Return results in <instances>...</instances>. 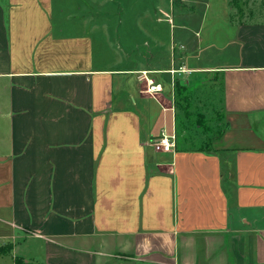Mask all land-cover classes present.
<instances>
[{"label": "crops", "instance_id": "obj_1", "mask_svg": "<svg viewBox=\"0 0 264 264\" xmlns=\"http://www.w3.org/2000/svg\"><path fill=\"white\" fill-rule=\"evenodd\" d=\"M140 1L0 0V264H264V23Z\"/></svg>", "mask_w": 264, "mask_h": 264}, {"label": "rangeland", "instance_id": "obj_2", "mask_svg": "<svg viewBox=\"0 0 264 264\" xmlns=\"http://www.w3.org/2000/svg\"><path fill=\"white\" fill-rule=\"evenodd\" d=\"M164 2L165 0H161V5H162V9L165 10V6H164ZM235 2V3H234ZM158 5V4H156ZM237 5V6H236ZM114 8L115 6L117 7L118 4L113 5ZM125 7H129V11L127 12V10H125V16L124 18L126 22L129 23L130 26H134L137 25L139 23L140 20H138L137 18L141 17V15H147L148 12H154L153 11V7H154V0H145V2H139V3H130V4H123V8ZM242 7V10H241ZM238 8L241 10L243 17H236L239 12H238ZM231 10L233 11V16H231L230 21H234L239 22L241 20L245 21V23H264V0H232L231 1ZM253 12V18L248 19V14ZM138 14H140L138 16ZM147 15V18L145 19V26L147 27H152L154 28L155 25L152 23V19L149 18ZM241 14V13H240ZM239 14V15H240ZM124 20V21H125ZM162 26V27H161ZM161 26H157V28H160L161 30V36L162 39H164V35H163V27L165 28V25H161ZM149 37H152V35H150ZM210 118V116H209ZM196 119V116L193 115L191 117V120L194 121ZM0 247L3 250L9 249L10 245L9 244H3L0 245Z\"/></svg>", "mask_w": 264, "mask_h": 264}, {"label": "built area", "instance_id": "obj_3", "mask_svg": "<svg viewBox=\"0 0 264 264\" xmlns=\"http://www.w3.org/2000/svg\"><path fill=\"white\" fill-rule=\"evenodd\" d=\"M147 93L152 94L159 90V86L155 85L151 80H146ZM152 148L156 152H171L175 145V135H166L162 133L152 143Z\"/></svg>", "mask_w": 264, "mask_h": 264}, {"label": "trees", "instance_id": "obj_4", "mask_svg": "<svg viewBox=\"0 0 264 264\" xmlns=\"http://www.w3.org/2000/svg\"><path fill=\"white\" fill-rule=\"evenodd\" d=\"M235 3V2H234ZM175 5H179V3L177 1H175ZM237 6V5H236ZM241 10H242V7H241ZM241 10L238 8V12L241 13ZM198 119L196 120L197 123H199L198 125H203V121L201 122L202 118L201 117H197ZM201 119V120H200ZM207 149H210V146L207 144ZM210 151V150H208ZM11 250V246L9 247V249H6V250H3L1 247H0V254H5V253H9ZM16 264H24L23 261L19 260V259H16L15 261Z\"/></svg>", "mask_w": 264, "mask_h": 264}]
</instances>
